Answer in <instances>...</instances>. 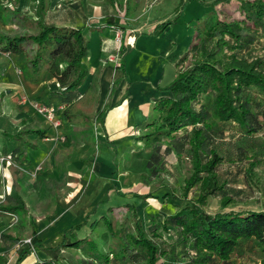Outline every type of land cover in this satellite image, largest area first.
Here are the masks:
<instances>
[{"label":"trees","instance_id":"obj_1","mask_svg":"<svg viewBox=\"0 0 264 264\" xmlns=\"http://www.w3.org/2000/svg\"><path fill=\"white\" fill-rule=\"evenodd\" d=\"M30 1L34 4L35 19L4 8L8 23H15V26L0 29V50L22 56V71L30 81L40 80L43 72L49 71L58 86L64 88L55 90L57 95L82 86L90 76L87 87L94 96L98 90V70L90 73L85 61L88 27L49 23L44 19L45 0ZM186 1L179 0L174 6L173 17L157 22L148 34L158 35L168 24L177 22ZM197 1L215 8L197 19L189 46L175 62L178 67L188 58V63L178 69L171 80L157 86L160 94L152 103L155 116L144 121L143 132L135 134L132 143L133 147L134 143L141 142L154 148L146 161L147 167H153L159 161L156 151L161 145L166 152L178 155L187 151L190 175L184 178L179 189L173 188L160 197L173 203L174 198H179V192L188 203L166 215L149 211L145 214L148 219L145 224L144 217L128 201L117 206L108 203L106 208L111 212L108 216L103 213L89 220L96 211L97 202L84 219L65 230L54 245H44L35 227L31 226L30 239L24 241L25 246L19 249L12 264H18L32 248L43 250L50 256L49 261L56 264L57 255L65 247L78 249L85 257L83 259L87 257L93 264H108L110 260L119 259L128 264H237L231 260V255L245 238L256 239L264 254V209H225L234 200L222 191L224 182L219 180L216 166L225 153L213 143L216 133L223 134L219 129L220 122L236 123L245 134L258 132L264 126V109L259 108L264 101V53L245 54L264 37V0H236L232 13L222 9L232 0ZM106 19L112 25H119L118 15L111 14ZM34 25L36 29L29 30L28 27ZM124 41L121 38L118 47V67L122 77L126 78L125 54L132 46ZM109 109V104L105 103L91 121L103 127ZM3 133L9 139H20L31 147H37V143L36 139L28 138L30 133L39 138L45 135L44 130L33 126ZM254 165L255 161L251 160L245 168L249 178ZM116 168L114 165L111 176L117 172ZM56 169L59 171L57 165ZM192 187H196L198 193L189 197ZM108 189L119 193L113 182L109 183ZM131 194L141 199L158 197L150 191ZM216 194L221 195L220 209L211 212L207 205L210 197ZM109 196L111 194L107 192L105 198ZM121 208L126 209V215L119 221L117 212ZM18 210L27 212L29 209L23 194L11 187L7 197H0V213L16 214ZM101 218L106 230L99 236L107 242V251L98 248L91 233L71 237L75 229L79 230L87 223L93 230ZM9 229L11 226L0 228V235L12 244L11 241L18 238L9 234ZM168 233L173 240L166 236Z\"/></svg>","mask_w":264,"mask_h":264},{"label":"rangeland","instance_id":"obj_2","mask_svg":"<svg viewBox=\"0 0 264 264\" xmlns=\"http://www.w3.org/2000/svg\"><path fill=\"white\" fill-rule=\"evenodd\" d=\"M178 1L179 0H159L155 3V5H153V7L147 8V4L144 9L142 8V10L141 5H139V11H136L134 15L140 12L141 15H139L140 17L138 18L145 20L146 22H149L152 16L161 17V20L170 18L173 17V9L174 6L178 4ZM235 1L236 0H232V3L225 5L222 9L232 13L234 11L233 8ZM120 2L124 6L125 4H130L129 6L131 8L136 5L134 0H120ZM214 8L215 6L203 5L197 0H187L179 12L178 21L168 24L162 30V32H164V30L167 29L166 32L169 30V34L175 36L174 42L172 43L173 47L171 46L169 49L165 47L162 48V46L158 49V54L161 55V58L164 59V61H166L171 68H174L175 66L176 70H178L183 68L188 63L189 60L187 58L177 67L176 64H174L176 61L172 62L170 59L172 55H177L179 49L181 48L180 46L184 44L186 37L189 38V41L185 44L187 49L192 39L194 25L197 19L206 13L211 12ZM183 9L185 10L182 11ZM151 14L153 15L151 16ZM229 15L231 14H228V16ZM136 20L137 19L133 18L132 14H127L124 18V22L127 25H130L132 21L136 22ZM148 26L150 25L141 27V30L147 29ZM122 28H124L125 31L127 30L129 34L133 32L126 27ZM127 32L122 31V36L121 33H119V38H114V46L111 49L112 54H110V57L115 60H117L116 54L118 56L120 38L122 37L124 39L123 34ZM145 36L149 37L154 35ZM99 42L100 38L97 34H94L93 38L90 40V45H92V48L97 47V51H99ZM149 44V42L143 44L148 53L150 52L148 47L151 48ZM263 53L264 37L259 38V40L253 44L252 48L245 52L247 55H260ZM108 57L109 56L105 59H108ZM129 71L130 75L133 76V69L131 68ZM166 74L167 76L165 75L163 79L164 83L169 81L171 72L168 74L166 71ZM136 83L140 82L136 81ZM135 91L136 94L133 90V92H131L130 100H128L127 103H124V107L126 109V119L128 120L126 129H128V131H135V127H137L139 128L137 131L143 132L141 126L144 121H148L153 118L155 116V112L152 108L151 99H149L148 104L145 103L146 92L139 93L137 90ZM87 94L89 96L86 95V98L83 101H85L86 105L92 106L94 97L90 96V91H88ZM254 96L255 98H258V95L254 94ZM30 99L35 98L31 97ZM136 101L139 104L144 102V105H148V107L147 111L143 113V105H140L139 109L144 116H142L141 120L134 122L132 117L128 114V111L129 108H132V104ZM80 102L77 103V106H82ZM85 107L91 110V112H89L90 118H88V121L90 122V133L92 134L95 142L88 160L86 159L80 161L79 159H75L78 167L77 169H81V171L83 170V173H81L80 184L73 192L68 194L69 192H67V190L71 187L70 181H76V178L70 177V181L66 182L64 176L60 175V181L57 186L53 187L51 199L44 195L42 197V201L37 202V207L32 206L34 208H30V211L28 210L27 212L18 210L16 214L19 220L17 219L18 221L14 223L11 219L7 220L2 217L1 219L3 221H0V228L11 226L8 233L16 236L18 239L11 241L12 244H9V239L0 235V264H12L14 262V258L19 249L25 246L24 240L30 236L31 226L35 227L37 234L42 239L44 245L56 244L61 239L62 233L74 224L82 221L86 212L91 211L93 206L97 202H100L99 199L105 198L107 196V192L108 194L109 192L111 194L110 205L117 206L126 201L130 202L133 204L136 212L144 217L145 224L148 220L145 218V214L149 211L159 212L166 215L175 210L177 206H183L188 203L187 199L181 198V194L179 192V198H174L173 203L166 201L163 196L160 197V195L164 193L173 191V188L179 189V186L183 184L184 178L190 175L191 162L188 158L187 151L184 150L178 155L174 152H166L164 150V145H161V148L156 151L157 154H159V161L153 167H147L146 161L151 152L154 150L153 147L144 145L141 142L139 144H137V142L134 143L135 147H133L130 142H135V139H133L134 137H128L126 139L127 147H124L123 145H111L108 141L105 142L100 125L91 121L95 115L93 108L90 106ZM259 108L264 109V101H262V106ZM260 117L263 118V115H260ZM73 119H87V117L86 114L81 112L75 113L73 115ZM262 121H264V119H262ZM118 128H121V126ZM115 129H117V126L114 125L111 130H108L109 133L107 134L113 137L118 131ZM219 129L223 130V134L221 136L220 133H216L213 143L214 145L220 147V150L224 151L225 154L222 160L217 164L216 171L218 173L219 180L224 182L222 191L229 193L234 200V203L229 204L225 209L230 207L235 209H264V126L262 130L252 134L242 133L236 123L220 122ZM97 138L99 140H96ZM116 138L114 141H116ZM100 141H102V143ZM65 153V148L60 149V151H58L53 158L54 163L60 165L64 162L67 158ZM100 159L103 161H110L108 163L112 166V168L115 165L117 167V172L111 176V173L109 175L100 173L98 169L96 170V161ZM251 160L255 161V165L252 171V176L249 178L245 174V168L249 165ZM143 173H145V175H143ZM110 182L115 183L119 193L115 192L114 189H108ZM134 191L142 193L150 191L158 194V197L141 199L140 197L133 196L131 194V192ZM197 193V188L192 187L188 196H195ZM220 196V194H216L210 197L209 204L207 205L209 211L213 212L220 209ZM35 197L36 195L33 193L25 195L26 200H28L31 205L34 204ZM101 208L99 209L96 207L95 213L91 215L89 220H91L94 216L99 217L103 215V213L106 216L111 213L110 209H107L108 207H105L104 209ZM41 212H43L44 215L37 217L36 214ZM125 215L126 209L121 208L117 212L118 220L120 221ZM103 230H106V224L101 218L98 225L93 230L89 228L87 223L79 230L75 229L71 237L78 236V234L85 235L91 233L97 240L98 248L101 251H107V242L103 241L99 236ZM170 233L166 234V236L169 240H173L174 237ZM60 251V254L57 255L58 260L56 264L94 263L89 262L87 257L86 259H83L85 257L82 253L80 254L76 248L65 247ZM109 256L111 257V255ZM44 260H46V263L43 262ZM49 260H51L50 256L43 250L39 249L35 251L32 248L23 256L18 264H54ZM231 260L237 264H264V254L260 251L256 239L245 238L240 241L232 253ZM108 264H128V262L119 259L110 260Z\"/></svg>","mask_w":264,"mask_h":264},{"label":"crops","instance_id":"obj_3","mask_svg":"<svg viewBox=\"0 0 264 264\" xmlns=\"http://www.w3.org/2000/svg\"><path fill=\"white\" fill-rule=\"evenodd\" d=\"M134 1L136 5L133 8L129 6L130 4L122 5L120 0H45L44 2V19L47 22L57 25L67 24L88 27L86 29L88 52L85 61L88 64L90 73H93L95 69L98 70V90L94 93V96L90 94L91 97H94L92 106L86 105L83 101L88 95L89 89L87 86L90 82V76L82 86L68 89L64 94L57 95L55 90H58L59 84L49 71L45 70L40 80L30 81L22 71V56L0 50V193L6 186L4 197L9 195L11 187L21 192L24 197L28 193H33L36 195L33 205L25 198L30 211V208H34L32 206L37 207V202L42 201L43 194L49 195L47 197L50 199L52 198L53 187L57 186L60 181V175L64 176L66 182L70 181V177L76 178V181H70V185H73L74 188L68 189V194L78 187L83 170L77 169L75 159L88 160L95 142L90 133V122L88 121L91 110L85 106L92 107L95 113L105 103L109 104L110 109L106 114L104 126L100 129L104 141H108L111 145L127 147L126 139L134 137L139 132L137 127H135V131L126 129L128 120L126 119L124 103L130 100L133 90L135 94V90L139 93L146 92L145 103L148 104L149 99L153 103V99L160 94L157 86L166 83L163 81L165 75L167 76L166 71L168 74L171 72L169 77V80H171L177 70L175 66L171 68L158 54L159 47L171 48L175 36L170 35L169 30L166 32L167 29L158 35L145 36L153 35L148 34V32L161 20V17H154L151 14L152 17L149 22L139 19L140 12L134 14L139 11V5H141L142 10L146 0ZM6 7L20 11L34 19L36 18L34 4L30 0H0V29H10L15 26V23H8L4 13ZM111 14L120 17L119 25H112L107 21L106 18ZM127 14H132L133 18L138 21H132L130 25H127L124 22ZM147 25L150 26L141 30V27ZM122 27H126L133 32L129 34ZM28 28L34 31L36 25ZM115 28L127 32L123 34L125 42L130 43L132 46V49L125 54L126 78L122 77V71L117 65V54V60L110 57V54H112L111 49L114 46L115 34L113 31ZM94 34H97L100 38L99 51H97V47L92 48V45H90V40ZM188 41L189 38L186 37L177 55H172L170 59L172 62H175L185 51V44ZM146 42H149V46H151V48L148 47L149 53L143 45ZM107 56H109L108 59H105ZM131 68L134 72L133 76L130 75L129 70ZM136 81L140 83H136ZM24 94L30 98H35L33 100L55 105L57 116L61 119L60 127L52 125L43 114L38 113L28 102H22L21 98ZM78 102L82 106H77ZM140 105H143L141 107L143 113H145L148 105H144V102L139 104L136 101L132 104V108H129L128 114L134 122L141 120L144 116L139 109ZM81 112L86 114L87 119L74 120L73 115ZM114 125L117 126L115 130L118 131L116 135L111 137L107 133ZM26 126L44 130L45 135L41 138L37 137L35 133L28 135V138L36 139L37 147L25 145L20 139H9L3 133H14ZM119 126L121 128H118ZM62 136L63 138H61ZM115 138L116 141H114ZM100 142L102 143V141ZM133 142H130V144ZM62 148H65L67 159L60 165L55 164L53 158ZM1 157L4 158L1 160ZM108 162L110 161L97 160L96 170L98 169L100 173L110 175L113 168ZM56 165L59 171L56 169ZM99 201L96 206L99 209L101 207V209H104L110 203L111 197L102 198ZM43 215V212L36 214L37 217ZM2 217L7 220L10 219L9 213L6 212L0 213V219Z\"/></svg>","mask_w":264,"mask_h":264},{"label":"built area","instance_id":"obj_4","mask_svg":"<svg viewBox=\"0 0 264 264\" xmlns=\"http://www.w3.org/2000/svg\"><path fill=\"white\" fill-rule=\"evenodd\" d=\"M159 0H146L145 1V4H144V7L147 5V8L148 7H152L153 5H155L156 2H158ZM143 7V9H144ZM114 32H115V37L116 39H118L119 37V33H121V36H122V31L119 29V28H115L114 29ZM121 39V38H120ZM119 39V40H120ZM110 59V58H109ZM115 60V59H114ZM64 89L63 87H59L58 86V90H62ZM22 102H28L32 107H34V109L38 112V113H41L45 116V118L52 124L54 125L55 127H60V124H61V119L57 116V108L55 105H52V104H48V103H45V102H42V101H39V100H33V99H30V97H28L27 95H23L22 96ZM63 138V136L61 137ZM4 157H1V160L3 159ZM6 189L7 187L5 186V189H2L1 191V194H0V197H4V195L6 194ZM9 215H10V219L11 221L14 223L17 221L18 217L15 213L13 212H8ZM12 223V224H13ZM29 237L26 238L24 241H29Z\"/></svg>","mask_w":264,"mask_h":264},{"label":"bare ground","instance_id":"obj_5","mask_svg":"<svg viewBox=\"0 0 264 264\" xmlns=\"http://www.w3.org/2000/svg\"><path fill=\"white\" fill-rule=\"evenodd\" d=\"M130 39H131V37H130Z\"/></svg>","mask_w":264,"mask_h":264},{"label":"clouds","instance_id":"obj_6","mask_svg":"<svg viewBox=\"0 0 264 264\" xmlns=\"http://www.w3.org/2000/svg\"><path fill=\"white\" fill-rule=\"evenodd\" d=\"M122 38V37H121Z\"/></svg>","mask_w":264,"mask_h":264}]
</instances>
